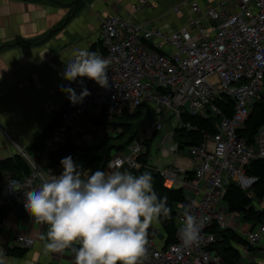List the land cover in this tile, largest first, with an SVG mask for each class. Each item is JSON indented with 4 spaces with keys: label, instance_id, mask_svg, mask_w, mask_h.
<instances>
[{
    "label": "built area",
    "instance_id": "obj_1",
    "mask_svg": "<svg viewBox=\"0 0 264 264\" xmlns=\"http://www.w3.org/2000/svg\"><path fill=\"white\" fill-rule=\"evenodd\" d=\"M188 6L189 19L179 31L170 33L148 29L145 22L132 24L115 16L101 19L97 44L90 52L110 60L109 87L77 78L73 86L77 95L83 87L91 95L82 103L73 105L69 100L63 106L59 125L44 142L42 161L17 149L30 174L22 180L7 176L0 183V207L16 204L27 212L24 192L38 188L50 175L58 177L55 169L44 162L49 154L67 141L80 144L82 135L97 130L87 122V113L103 114L110 121L124 111L134 113L139 106L144 110L149 105L147 112L153 118L146 129L149 134L161 131L168 116L175 121L174 129L190 128L181 122L183 114L216 116L215 133L204 135L200 146L188 149L195 161L192 181L181 178L183 171L175 167L156 170L165 189L182 186L194 192L193 197L177 205V228L183 226L184 211L190 210L203 221L201 242L184 248L176 235L174 244L159 248L156 235L148 236L144 264H212L219 260L211 250L215 235L208 229L213 224L227 228L224 211L219 207L225 189L235 183L250 194L257 179L248 176L245 167L251 161L264 160V127L259 129L254 146L237 138V130L243 127L252 104L263 91L264 0H203V4L192 0ZM227 100L232 102L229 116L219 106ZM147 139L145 134L143 140ZM172 140L173 133L166 135L162 144ZM144 149L143 141H132L126 153L109 162L108 171L139 169L138 158ZM177 149L176 144L170 145L169 151L162 145L161 155H177ZM200 182L203 186L199 189ZM262 235L251 232L246 241L254 245ZM14 242L25 249L33 244L23 234H16Z\"/></svg>",
    "mask_w": 264,
    "mask_h": 264
},
{
    "label": "crops",
    "instance_id": "obj_2",
    "mask_svg": "<svg viewBox=\"0 0 264 264\" xmlns=\"http://www.w3.org/2000/svg\"><path fill=\"white\" fill-rule=\"evenodd\" d=\"M73 1L0 0V70L7 69L0 71V161L19 156L17 149L31 156L29 148L70 100L61 88L73 89L76 81L63 79L66 63L73 59L74 50L90 52L96 46L101 19L115 16L132 24L145 22L148 29L163 33L176 32L189 19L188 5L192 0H82L83 4L77 10L76 6L68 5ZM196 1L203 4V0ZM176 9L178 13L174 11ZM91 114L87 113L85 118ZM166 124L171 131H166L165 135H169L173 133L175 121L168 116ZM145 134L149 138L145 141L150 147L157 132ZM89 142L86 135L80 144L93 146L97 143ZM31 157L37 162L44 159L42 153L32 154ZM44 162L47 164L48 159ZM149 166L155 170L181 169L183 175L180 177L185 179L186 172H193L195 161L188 154L179 152L169 164ZM55 171L60 176L63 169ZM105 172H109L107 168ZM6 177V174L0 173V183ZM202 186L203 182H200L198 188ZM183 190H186L188 198L194 196L190 188ZM252 194L251 191V198ZM253 207L264 209V199L253 200ZM220 208L224 211L227 227L245 240L251 232L263 233L261 241L252 245V252L237 246L240 254L238 264H264V224L243 222L237 214L227 213L224 205ZM0 229L3 245L17 246L14 242L16 234L26 235L33 241L32 246L26 248L23 258H7L4 261L6 264H75V258L68 252L45 253L43 245L46 241L40 237H46L47 226L34 223L31 216L27 220L21 219L14 209L4 219ZM149 230L154 232L155 242L162 248L165 237L160 224ZM221 263L219 259L212 264Z\"/></svg>",
    "mask_w": 264,
    "mask_h": 264
},
{
    "label": "clouds",
    "instance_id": "obj_3",
    "mask_svg": "<svg viewBox=\"0 0 264 264\" xmlns=\"http://www.w3.org/2000/svg\"><path fill=\"white\" fill-rule=\"evenodd\" d=\"M72 55L63 79L75 82L87 78L101 88L109 87L108 58L79 49ZM61 91L68 94L73 105L91 95L86 87L79 95L71 87H62ZM60 163V176L50 175L38 188L24 192V206L34 223L47 226L46 237H40L46 241L45 253L71 251L75 264H144L150 227L158 226L161 217L171 218L172 211L167 197L155 191L151 173H93L74 163L71 156ZM183 216V226L177 233L181 246H198L203 221L190 210H185ZM0 264H4L3 259Z\"/></svg>",
    "mask_w": 264,
    "mask_h": 264
},
{
    "label": "trees",
    "instance_id": "obj_4",
    "mask_svg": "<svg viewBox=\"0 0 264 264\" xmlns=\"http://www.w3.org/2000/svg\"><path fill=\"white\" fill-rule=\"evenodd\" d=\"M83 4V1H79L75 9L77 10ZM53 33V32H52ZM51 33V35H52ZM21 44V42H20ZM69 100V99H68ZM223 105L219 106L223 110L222 112L229 116L231 114L230 106L232 105L230 100ZM147 112L143 110V106H139L134 113H127L126 111L120 113L110 121H107L103 114L98 116L89 115L86 119L89 122L90 127L97 129L109 128L120 132L116 138L102 137L98 139L96 144L89 146L87 144L74 145L71 141H67L62 145H58L55 151L51 152L48 157L47 167L51 169H63L60 161L71 156L74 163L81 166L85 171L96 170L106 171L109 162L112 159V150L117 153H123L127 151L128 146L135 139L139 138L142 129L145 130L146 123L142 121L144 115ZM218 117L210 116L202 118L197 115L183 114L181 116V122L189 124L190 128L174 129L173 141L177 145L178 153L188 154V149L191 147L200 146L204 141V135L211 136L215 133V124L218 121ZM60 114L58 113L49 126L45 129L41 136H39L33 145L29 148V154L42 153L44 150V142L49 137L52 129L59 125ZM264 127V85L263 91L257 98L250 109V113L245 120L243 127L237 130V138L242 140L247 146H254L255 137L258 134L260 128ZM115 140L116 143H112ZM145 147L144 153L138 158L141 167L137 170H129L136 176L141 175L143 172H150L153 177V186L155 191L160 197H167V204L172 209L171 218L161 217L160 228L165 237L164 247H168L176 242L177 235V205L182 203L185 199V191L183 188H174L171 190L165 189L162 184V178L156 173V170L150 168L147 157L149 144L143 141ZM245 172L248 176L255 177L257 182L252 187L253 198L249 196V192L243 191L235 183H229L225 189L222 203L227 213L237 214L243 222H251L255 224H264V209L256 210L253 207V200L260 201L264 199V160L257 159L251 161L246 167ZM0 173L6 174L18 180H22L29 176L30 168L26 161L20 156H13L11 158L0 161ZM185 179L192 181L194 179L193 172H186ZM1 190V189H0ZM16 210L18 216L21 219H29L30 215L16 204L5 205L0 207V226L4 219L8 216L9 212ZM211 229V230H210ZM209 232L215 235V243L212 245L211 250L216 253L221 260V264H238L240 254L238 253V247H243L246 250L252 252L253 246L249 244L243 237H240L233 229L219 228L216 224H213L209 229ZM1 236V229H0ZM149 236H154V232L149 230ZM70 253L74 258L75 255L71 251ZM0 253L2 257L0 259L7 258H23L27 249L19 246H6L0 241ZM4 264H6L4 262ZM254 264V263H253Z\"/></svg>",
    "mask_w": 264,
    "mask_h": 264
},
{
    "label": "rangeland",
    "instance_id": "obj_5",
    "mask_svg": "<svg viewBox=\"0 0 264 264\" xmlns=\"http://www.w3.org/2000/svg\"><path fill=\"white\" fill-rule=\"evenodd\" d=\"M148 106L149 105L144 106V111L145 112H147ZM90 111L91 110H89L88 112H90ZM142 121H144L146 123V125H145L146 128L145 129H148L149 126H150V124L153 121V118L150 115V113L147 112L144 115ZM166 131H168V132L171 131L170 127L167 124L163 126V128H162L161 131L157 132L156 137L150 143L149 154H148V157H147V162H148L149 165H159V166L166 165V164H169L172 161L173 157L179 155V153H177V155H174L171 152H169L167 156L161 155L162 145H163V148L165 150H168L169 151L170 145H173L174 144V142H171L170 144L169 143L161 144L162 140L166 137V135H165V132ZM146 132H147L146 130L142 129L140 131L141 134L139 135V138L138 139H135V140L144 141L143 139L145 137V133ZM93 133H87V134L90 135V136L87 135V139H88V141H91L92 143L94 141H97L98 139H101L102 137H108V136H110V137L116 138L117 136H119V133L120 132L119 131L116 132V130H113V128L112 129L103 128V129H97V130H95V133L94 134ZM82 137L84 138L85 135H82ZM91 142H89L88 144H91ZM112 143H116V141L115 140H112ZM126 152L127 151H125L123 153H126ZM123 153H117L116 151L112 150V153H111L112 154V159L115 158L117 155L123 154ZM122 170H126V169L124 168ZM180 187H182V186H178L177 188H180ZM185 196H186V198H188L186 190H185ZM222 206H223V203H220V207H222ZM216 261H218V260H216Z\"/></svg>",
    "mask_w": 264,
    "mask_h": 264
},
{
    "label": "water",
    "instance_id": "obj_6",
    "mask_svg": "<svg viewBox=\"0 0 264 264\" xmlns=\"http://www.w3.org/2000/svg\"><path fill=\"white\" fill-rule=\"evenodd\" d=\"M79 1H81V0H74L73 2H71L70 4H68L69 6H76L78 3H79ZM53 3H56V4H60V3H58V2H56V1H52Z\"/></svg>",
    "mask_w": 264,
    "mask_h": 264
},
{
    "label": "bare ground",
    "instance_id": "obj_7",
    "mask_svg": "<svg viewBox=\"0 0 264 264\" xmlns=\"http://www.w3.org/2000/svg\"><path fill=\"white\" fill-rule=\"evenodd\" d=\"M66 103H67V101H66ZM222 103V102H221ZM220 104V103H219ZM223 111V110H222ZM211 230V229H210Z\"/></svg>",
    "mask_w": 264,
    "mask_h": 264
}]
</instances>
